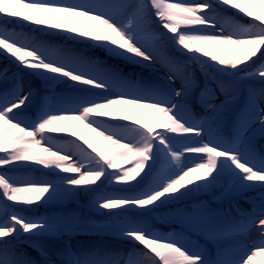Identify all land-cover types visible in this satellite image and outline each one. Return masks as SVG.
Listing matches in <instances>:
<instances>
[{
  "label": "snow or ice",
  "instance_id": "6c2138e0",
  "mask_svg": "<svg viewBox=\"0 0 264 264\" xmlns=\"http://www.w3.org/2000/svg\"><path fill=\"white\" fill-rule=\"evenodd\" d=\"M227 6L240 10L235 15L253 17L257 6L264 11V0H0V24L5 25L0 49L22 70L77 88L54 106H40L27 123L21 113L33 90L23 92L17 73L9 77L7 67L0 70L2 86L12 89L0 95V264H135L131 254L125 259L116 248L50 243L89 231L146 246L158 258L152 264H241L242 256L229 258L223 245L252 228L264 252V23H257L264 16L239 24L219 14L218 9L229 11ZM25 22L40 26L43 35L87 41L86 48L154 70L160 63L161 83L142 85L84 50L22 41L7 27ZM149 24L174 34L160 32L177 56L162 57L144 40L141 32ZM179 25L191 27L178 32ZM198 87L199 115L191 99ZM106 120L116 125L102 127ZM48 132L79 136L83 144L71 143L81 160L74 162L62 147L49 144ZM24 166H41L57 179L18 181L9 175ZM104 180L127 194L100 195ZM81 192L88 199L84 207L107 219L75 210L33 218L23 214L28 209L22 205L61 204L65 198L79 199ZM201 194L210 199H198ZM239 198L250 203V211L239 207ZM172 205L177 207L169 217L189 235L214 242L215 253L189 247L187 237L150 231L142 218Z\"/></svg>",
  "mask_w": 264,
  "mask_h": 264
},
{
  "label": "rangeland",
  "instance_id": "374dc122",
  "mask_svg": "<svg viewBox=\"0 0 264 264\" xmlns=\"http://www.w3.org/2000/svg\"><path fill=\"white\" fill-rule=\"evenodd\" d=\"M146 2L150 4V0H146ZM165 2L166 3H178V2H180V0H165ZM227 8L229 9V11H221L220 9H218L219 14L225 20H229V21L234 20L239 24H247L250 21L254 20L255 16H264V11H261L258 6L254 9V16L253 17H248L244 13H240V15H235V13L240 12L239 9H235L232 6H227ZM154 12H155V10L153 9V13ZM153 19L159 20V17H156L155 15H153ZM257 23H264V21H257ZM148 26H149V28H152V32L150 34H143L141 36L144 38V40L149 45H151L153 47L154 51L158 55L161 56L162 47L160 45L162 44L163 41H162V37L160 36V32L161 31L167 32L169 36H172L174 34L168 32L167 29H162V25L149 24ZM14 27L18 28V30L27 29V31L30 32L31 34H32V32H35L44 38H50L54 42L53 44L56 47L66 46V47H70L72 49L77 48L78 50H84L87 54H91L94 56V58L106 62V64H108L109 66H117V68H119L118 69L119 71L124 68L123 72L128 74L129 77L132 79L136 78V80H137V77H136L134 72H139L140 74L143 73L145 75L150 74V76L152 78H154L157 83H161L160 79L157 78L158 75L163 76V74H164V69L162 68L160 63L155 64V67L157 68V70H154L152 67H149L144 63H133L126 58L112 56L108 52L104 51L103 49L86 48L87 41H73V40L67 39L64 35H61V34H58L55 32H53L51 35H43L42 32L39 30L40 26L28 24L27 22L15 24ZM189 27H191V26L179 25L177 30H178V32H180V31L186 30ZM33 29H37V30L33 31ZM190 34H192V33H190ZM164 44H162V45H164L169 50L172 57H175L178 55V53L176 52V50L173 46L168 45L166 43H164ZM198 55L202 56V54H198ZM0 56L7 59V61L9 63H11L12 67H14V72L18 74V72H19L18 63L19 62L15 61V58L11 59L5 53V51L3 49H0ZM26 59H29V58L26 57ZM0 65H2V63ZM15 68H17L16 71H15ZM29 76H30V78L33 79V83H36V85H35L36 89L39 90L41 93V96H40L42 98L41 102H40L41 107L49 106V102H50L49 98L52 97L53 94L60 93V94H62V96H71L77 92V88L70 87V85L72 83L70 81L57 80L56 82H53V84L51 86H48V85H42L41 84V79H43V78L41 77V75L39 73L31 72L29 70ZM130 78H128V79H130ZM196 78H197V81L200 83V85H202L203 82L201 81V75H200V71H199L198 67L196 68ZM132 79H130V80H132ZM134 82H137V81H134ZM156 82H154L152 84H156ZM139 83H141L142 85H152V84H148L147 82H145L143 80ZM53 86L55 87V91H52V89H51ZM176 86L177 87L179 86V81L176 82ZM82 87H84V86H82ZM25 90H27V89L24 88V90H22V91L24 92ZM200 95H201V88L200 87L195 88L191 92V99H192V102L194 104V107L192 110L197 115H199L203 111L199 107V105H196L194 103L196 97H198ZM221 98H223V97H221ZM53 99L55 100L53 102L54 105H56L60 100V98H58V99L53 98ZM33 106H35V105H32V106L26 108V110L27 111L33 110ZM137 118H139L141 120L144 119L143 117H134V120ZM103 122L111 124L113 126L116 125V122L113 120H106ZM121 123H125V122L121 121ZM102 127H104V125H102ZM154 131H155V129H154ZM49 134L51 136L58 138V139L67 140L68 142H70V144H68V147H67V150L65 151V153H68L70 155L73 154L74 159H72V160L74 162L79 161L78 158L81 155L80 151H78V149H76V146L73 143H71L72 141H76V143L83 144V141H81L79 139V136L73 137L70 133H51V132H49ZM136 139L139 140L140 138L137 136ZM123 142L127 143L128 139H125ZM258 143H261V142L258 141ZM88 150L91 152V149H88ZM2 154L3 153H0V155H2ZM92 154L95 155V153H92ZM198 162H201V161L197 160L194 163H198ZM77 166H79V165L77 164ZM188 166H192V164H189ZM85 170H87V169H85ZM108 171L112 172L113 170L108 169ZM71 176H73V178H78V175H76V174H72ZM19 181H32V180L27 179V177L24 175L22 179H19ZM102 188H103L102 191H107L110 189L117 190L115 188V186H113V184L110 183L109 181H104ZM216 194L219 195V192H217ZM248 195L251 196L254 194L249 192ZM111 198H117V196L111 197ZM198 199L208 200L209 196L207 194H201L198 197ZM87 202H88V199L82 195L80 197V200L78 203H79V205L84 207L87 204ZM9 203H16V202H9ZM187 203H191V201H188ZM238 204H239V207L243 210H246V211L251 210L250 203L244 198H239ZM22 206L24 208L28 209L25 211L27 213H31V210H34L36 208V207L31 206V205H22ZM183 206H184V204L179 205V207H183ZM214 206H216V205H214ZM224 206L227 207L228 205L225 204ZM176 207H177L176 205H173L172 207L171 206H165L163 209H161V211H158L157 213H153L150 216H147L146 218L148 220L152 221L155 225V229L154 230L152 229L150 231H152L153 233L161 234V235H164L162 232H165V235L175 233L178 238L189 237V240H188L189 241V247L198 246L201 249L210 250L213 253H215L216 244L214 242L208 240L205 236H198V234H195V233L189 235L188 233H186L182 230L179 222L174 221L169 217V212L171 210L174 211ZM84 208H86L87 210L96 214L101 220L107 219V217L101 216L95 210L89 209L87 207H84ZM128 215L133 216L134 214L129 213ZM104 235L115 237V236L107 234V233H104ZM72 237L80 238L78 235L71 233L69 235L64 236L62 240H57V241H59L61 245L71 244V242H68V240L71 241ZM118 241H120L118 248L114 247L112 245L109 247L117 248L118 250L122 251L123 253L125 252V250L127 248L131 249V251H130L131 259L135 262V264H152L153 259H158L155 257V255L153 253H151L146 248V246L141 245L138 242L133 244L132 241L122 239V238H119ZM260 243H261L260 235L258 234V232L256 231L255 228H252V229H247L241 233H237L235 235V238L231 242L224 244L223 246L228 249V257L229 258H239L240 256H242L241 264H264V252H262L260 250V248L258 247V245H260ZM253 245H257V246L253 247ZM109 247H107V248H109ZM144 253H147V255H144ZM244 253H246V254H244ZM249 257H251L250 260H249Z\"/></svg>",
  "mask_w": 264,
  "mask_h": 264
},
{
  "label": "trees",
  "instance_id": "16d2710c",
  "mask_svg": "<svg viewBox=\"0 0 264 264\" xmlns=\"http://www.w3.org/2000/svg\"><path fill=\"white\" fill-rule=\"evenodd\" d=\"M0 27H5V25H2L0 24ZM7 27H9L11 30H14L16 33L19 34V39H21L22 41L26 40V39H31L32 41H43L47 44H50V45H53L54 46V42L52 40H48V39H45L37 34H31L30 32H28L26 29H21V30H18V28L14 27V25H7ZM152 31L151 28H149V26H147L142 32L141 34H143L144 32H147V33H150ZM161 42V41H160ZM162 47L161 49V56L162 57H171V55L168 53L167 49H165L164 45H160ZM66 46H62V47H59V48H65ZM66 48H70V47H66ZM76 50H78L77 48H74ZM9 57H10V54H7ZM90 55V54H89ZM94 58V57H93ZM13 59V58H11ZM2 63V65H0V70H2L3 68L7 67L9 69V77L12 75V73H15L14 72V67H12L11 63H9L7 61V59H5L4 57L0 56V64ZM115 67L116 69H119L117 68V66H113ZM122 68V67H121ZM124 69V68H123ZM123 69L120 70V73L123 77L125 78H129L128 77V74L124 73L123 72ZM17 70V68H15V71ZM18 83L21 85L22 87V90H24V88H26L27 90H25L24 92H27L29 90V88H31L34 92V95L31 97L30 101L28 102L27 104V107L28 108L32 103L33 101L35 100V98L37 97V95L39 94L38 91L35 87L36 83H33V79L30 78L29 76V70H26V69H21L20 66H19V63H18ZM161 76L158 77V79H160ZM140 79H142L143 81L147 82L148 84H152L154 82H156V80L148 75H141L140 76ZM41 83L43 84H51L53 82H47L45 81L44 79H41ZM157 83V82H156ZM79 87H82V86H79ZM11 86H9L8 88H4L2 86V82H0V95H2L4 92L6 91H11ZM62 94H59L57 95L56 99L58 98H61ZM21 115H23L25 121L27 123H31V116H32V113L30 111H27L25 109V111L23 113H21ZM102 125H104L105 128H111V127H114L110 124H106L104 122H102ZM47 132V130H46ZM70 133V132H68ZM71 134V133H70ZM48 135V142L49 144L51 145H55V146H60L63 148L64 152L67 150V147H68V144H70V142H68L67 140H61V139H58L54 136H51L49 134V132L47 133ZM39 138V137H37ZM80 144V143H78ZM85 148H87L86 145H84ZM76 149H78L76 147ZM55 150V149H54ZM79 151V149H78ZM89 151V150H88ZM90 152V151H89ZM71 157L72 159H74V156L73 154H71ZM79 161L81 160V155L79 156ZM39 168H32V167H28V166H24V167H20L18 169H15L14 171L10 172L9 175L13 176L16 180L19 181V179H22L23 176L25 175L27 177V179L29 180H34V181H40V180H56L57 179V175L55 172H49L48 169H44L43 172L40 171V167L41 166H38ZM59 171V170H57ZM61 177L63 176H68V175H72L70 173H64V172H60L59 174ZM104 181H108V180H104ZM97 184H99L100 182L97 181L96 182ZM104 184V183H103ZM103 184H100V187L98 189V193L100 195H107L109 196L110 198L111 197H116L119 198L120 196L122 195H125L127 193L123 192L121 190V186L120 185H116L115 183H112L117 190L115 189H110V190H107V191H102V186ZM91 187H95V185H90ZM84 196V193L81 192L80 193V197L81 196ZM80 197L79 199H71V200H68V199H64V201L61 203V204H49V205H41L40 207H44V210H41V213L38 215V216H52V215H63L64 213L66 212H71L72 210H75L77 213H81V214H86V215H89L91 216L93 219H98L96 218V216H93L91 213H89L88 211H86L84 209L83 206L79 205V200H80ZM33 207H36V205H32ZM0 208H2V205H0ZM25 216L29 217L30 218V215H27L25 213H23ZM142 219H144L147 223V219L146 217H143ZM150 226V229H152V225H149ZM72 234H75V235H79V236H93V235H98V233L94 232V231H89V232H80V233H72ZM50 243H52L53 245H56L58 246L59 244L56 242V241H51ZM114 246V247H119V244L117 243V241L115 242H112L110 240H105V239H101L99 240L98 242L97 241H94V240H91V239H83L82 241H74L73 243V247L74 248H78V247H95V248H98L100 250H103L104 248H107L109 246ZM109 248H113V247H109ZM116 248V249H117Z\"/></svg>",
  "mask_w": 264,
  "mask_h": 264
}]
</instances>
